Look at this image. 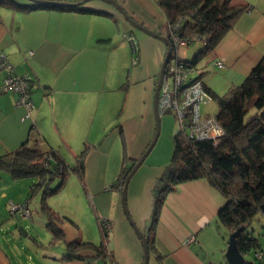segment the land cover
<instances>
[{
	"label": "crops",
	"instance_id": "obj_1",
	"mask_svg": "<svg viewBox=\"0 0 264 264\" xmlns=\"http://www.w3.org/2000/svg\"><path fill=\"white\" fill-rule=\"evenodd\" d=\"M13 1V5L0 2V51L16 74L33 77L31 99L35 110L30 118L21 119L24 110L16 105V95L0 93V155L26 143L55 151L67 164L86 148L76 194L79 202L88 198L91 208L85 204L87 211L80 214L68 200V207L58 210L50 200L56 193L47 197L48 206L54 212L62 211L65 219H55L64 239L53 240L47 215L40 206L41 190L30 196L33 180L28 186L20 182L22 194L14 196L11 186L3 183L21 179L0 171L4 172L0 173V193L7 197L5 213L8 210L9 221H25L28 231L39 227L44 236H30L24 227L25 235H20L19 225L12 232L13 225L6 221L5 236L0 231V264H142V240L117 201L122 188L111 185L121 166L135 162L155 133L153 89L166 45L130 25L108 1L88 0L78 9L62 8L72 4L43 2V7L31 0ZM116 1L136 22L168 37L167 17L156 0ZM232 1L247 6L194 67L212 94H223L240 84L264 57V0ZM82 8L87 11L79 10ZM124 33L133 36L136 51L127 44ZM199 46L181 47L179 54L189 59ZM217 61L222 67L216 65ZM2 77L0 71V82ZM151 150L127 184L129 215L145 235L149 233L157 192L170 171L169 151L162 150L161 156L153 158L148 157ZM72 195L67 193L68 198ZM10 201L27 203L30 215L22 218L12 214ZM224 202L219 190L203 178L177 184L165 195L148 246L147 264H225L224 257L218 260L224 251V236L215 221ZM102 218L111 224L105 233L99 222ZM84 219L87 225L81 226ZM190 236L195 241L185 243ZM103 237L106 255H98L89 247L77 252L81 258H64L66 241L97 244ZM259 244L264 252V244Z\"/></svg>",
	"mask_w": 264,
	"mask_h": 264
},
{
	"label": "trees",
	"instance_id": "obj_2",
	"mask_svg": "<svg viewBox=\"0 0 264 264\" xmlns=\"http://www.w3.org/2000/svg\"><path fill=\"white\" fill-rule=\"evenodd\" d=\"M4 1L12 5L14 2L0 0ZM156 3L164 11L167 23L177 24L174 32L178 38L187 41L185 47L199 43L198 50L191 58H182L179 54L183 65L190 69L195 67L202 55L217 45L247 6L243 3H233L232 0H156ZM36 5L45 6L41 3ZM62 8L80 7L74 5ZM79 10L87 11L84 8ZM197 77L190 76L191 79ZM203 85L210 93L206 85ZM210 95L217 102L218 110L215 116L223 134L216 142L190 139L180 131L173 135L170 171L157 193L149 233L145 235L148 246L165 195L182 181L203 178L219 190L225 202L218 210L215 221L218 226H224L229 232L241 225H246L247 229L253 217L262 213L260 207L264 203V57L252 67L240 84L230 87L223 94ZM85 151L86 148L75 156L70 168L55 151L41 150L26 143L0 155V171H7L13 179H35L29 195L41 190V207L48 215V227L53 234V240H62L64 235L55 221L58 216L48 206L46 199L64 186L69 171L75 172L82 180ZM134 163L123 164L118 178L111 186L118 185L121 180L124 182ZM56 177H60V180L53 186L52 181ZM99 222L101 226V220ZM246 229L237 236L239 251L244 254L254 248L262 252L259 250V238L248 233ZM89 247L98 255H106L107 247L103 237L97 244L79 239L66 241L64 258H81L77 252Z\"/></svg>",
	"mask_w": 264,
	"mask_h": 264
},
{
	"label": "built area",
	"instance_id": "obj_3",
	"mask_svg": "<svg viewBox=\"0 0 264 264\" xmlns=\"http://www.w3.org/2000/svg\"><path fill=\"white\" fill-rule=\"evenodd\" d=\"M167 23L169 31L168 38L172 43V51L168 60L164 74L161 80L158 96V112H172L178 123V131L184 133L190 139L196 140H216L223 134V129L215 115L201 114V105L211 101L210 93L205 89L200 78H190V68L183 65L179 57L181 47L187 46V41L178 38L174 32V27ZM123 37L132 44L133 51H136V45L133 36L124 33ZM31 53V52H29ZM218 67H222L220 61L216 62ZM0 71L3 77L0 82V92H12L16 95L15 103L23 108L24 113L21 119L31 117L35 110L31 99V87L34 82L32 76L24 74L18 75L14 72L13 65L7 59L5 53L0 51ZM168 78L172 82H168ZM118 187L122 188L123 182L119 181ZM9 209L12 214L26 218L29 214L27 203L9 202ZM101 228L104 232L111 228L107 219H101ZM193 236L187 237L185 243L193 242ZM255 258L258 264H264V253L255 252Z\"/></svg>",
	"mask_w": 264,
	"mask_h": 264
},
{
	"label": "rangeland",
	"instance_id": "obj_4",
	"mask_svg": "<svg viewBox=\"0 0 264 264\" xmlns=\"http://www.w3.org/2000/svg\"><path fill=\"white\" fill-rule=\"evenodd\" d=\"M165 31L166 33H168V28L167 26L165 27ZM119 40L123 43V38L121 36H119ZM123 40V41H122ZM127 44L130 45V47H132V44L126 40ZM199 43L195 42L194 44H191L190 47H194L196 45H198ZM135 45H136V41H135ZM133 50V48H132ZM199 74V69L196 68H192L190 71V76L191 77H195ZM168 82L171 83L172 79L168 78ZM218 110V106H217V102L214 98H211V101L208 102L207 104H202L201 105V114H204V112H208L209 114H216ZM160 118V129H159V134L157 137V140L154 144V146L152 147V150L149 154L148 157H153V158H158L159 156L162 155V150H168V157L171 158L172 153H173V135L178 131V123L176 122V119L173 115L172 112H164L163 114H161ZM69 163L68 166L70 168L71 164V160L68 161ZM69 171V170H68ZM0 173H4V172H0ZM75 176V177H74ZM69 171L67 178L65 179V184L63 186V188L60 190L59 193H56V195L52 196V198L50 199L53 204L57 205V209L61 210V207L64 206V208H66L67 206V202L69 200V205H71L70 203L73 202L74 206L78 207V213L83 214L86 213V209H85V204L86 206L89 208H91V201L87 200H82L79 202L78 200V195L76 194V190L77 187L80 186L81 181L79 180V178L76 177V175H74ZM3 178H5L4 175H2ZM33 180L31 183H33L35 181V179H30V178H24L21 179L17 182L12 181L11 184L4 182L3 184L6 186H11V190L10 192L13 193L14 196L17 195V197H20L22 194V189L18 187L19 183H24V186H28L29 185V181ZM60 180V177H56L53 179L52 183L53 186L56 185ZM67 193H73V195L71 197H67ZM158 193V192H157ZM3 192L0 193V231L3 234V236H5V222L7 221L8 224H10L12 226V232L15 229L16 230V226H22L24 227V224H26L25 221H20L15 223H12L9 221V217L8 216V210L5 213V204L7 201V197L2 196ZM24 196L26 197V195L24 194ZM25 197L22 199L23 201L25 200ZM156 199V198H155ZM21 201V202H23ZM118 202H120L121 204V195L119 194V198L117 200ZM51 203V202H50ZM41 206V203H40ZM126 206H127V191H126ZM68 207V206H67ZM128 210V207H127ZM54 211V210H53ZM44 214H46L45 211H42ZM129 213V212H128ZM55 214L58 216L57 221L58 222H63L65 221L64 216L62 215V211L56 212ZM47 215V214H46ZM78 217H80V215H78ZM47 219H48V215H47ZM86 220L84 219V222L82 223L81 226L83 225H87V223L85 222ZM9 225V226H10ZM25 228V227H24ZM39 228V227H38ZM38 228L34 226L29 230L31 233H29L28 229H26L27 233L30 234V236L35 237L36 234L39 233V235L41 237H44L43 235H41L42 230L40 229L38 231ZM219 232L222 236H224V251L222 253H220V256L218 257L220 259H223L224 257V253L227 247V239H228V235H229V231L227 230V228H225L224 226L220 225L218 226ZM246 231L250 234H253L254 236H257L259 238V241H261L262 244H264V214L262 213H257L254 217L253 220L251 221V224L247 227ZM17 234V232H16ZM27 248V247H26ZM255 252H257V250H255L254 248H251L249 250H247L244 254L243 257L245 259V261L241 264H255L257 263L256 259H255ZM219 262V261H218ZM219 264V263H218Z\"/></svg>",
	"mask_w": 264,
	"mask_h": 264
},
{
	"label": "water",
	"instance_id": "obj_5",
	"mask_svg": "<svg viewBox=\"0 0 264 264\" xmlns=\"http://www.w3.org/2000/svg\"><path fill=\"white\" fill-rule=\"evenodd\" d=\"M31 1L36 2V3L45 2V3H56V4L81 5L88 0H79L75 3H66L63 1H46V0H31ZM104 1H108L109 3H111L120 12L122 17L128 21V23L130 25H132L133 27L147 33L148 35H150L154 38L160 39L166 45V52H165L163 60L160 64L158 77L156 79L155 86L153 89V111H154L155 121H156L155 122V126H156L155 127V133H154L151 141L147 145L146 149L142 153V155L138 159L135 160V163L133 164L132 168L130 169L128 175L126 176V178L123 182L122 191H121L122 209H123L128 221H129V223L131 224V226L133 227V229L135 230L137 235L142 240L143 250H144V259H143L142 264H147L148 244H147L146 236L144 233L139 231L136 224L134 223V221L132 220V218L130 217V215L128 213L127 206H126V191H127V184H128L129 178L134 173V171L138 168V166L141 164V162L143 161L145 156L149 153V151L151 150V148L155 144L157 137H158V134H159L160 120H159V112H158V96H159V89H160L161 80H162V77L164 74L165 66H166L168 60L170 59V55H171V51H172V43L167 36L158 34L157 32L143 26L141 23L136 22L133 18H131V16H129V14L126 11L123 10L121 5L116 0H104ZM260 208H261L262 213H264V203L261 204ZM245 229H246V225H241V226L237 227L235 230L229 232L228 239H227V247H226V250L224 253L225 264H241L245 261L243 254L239 251L238 246H237V236L239 235V233L241 231H243ZM17 231L20 235H25V232H23L22 226L18 227Z\"/></svg>",
	"mask_w": 264,
	"mask_h": 264
}]
</instances>
